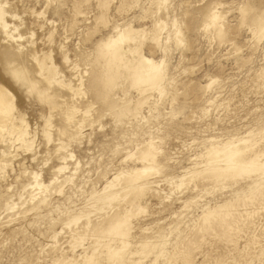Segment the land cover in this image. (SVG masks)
I'll use <instances>...</instances> for the list:
<instances>
[{"label": "rangeland", "instance_id": "obj_1", "mask_svg": "<svg viewBox=\"0 0 264 264\" xmlns=\"http://www.w3.org/2000/svg\"><path fill=\"white\" fill-rule=\"evenodd\" d=\"M7 1L9 2L7 9L15 11L14 21L21 26L22 33H27L30 37L33 29L37 39L39 36L44 37L46 42L43 46L44 51L53 52V57L55 56L54 59L67 80L74 77V72L67 63L62 61L64 53L69 55L70 61L80 63L82 67L79 71L83 68L84 73L87 66L82 54H90L92 58L101 40L114 32V25L123 27L127 23L134 24L133 26L137 29L152 28L153 18L160 15L157 11L158 7H154L157 4L152 3L153 0H124V3L123 0H111L112 5L107 9L108 13L106 11L104 14L109 20L105 27V24L96 20L102 11L97 1L102 0L82 2L81 8L85 10L83 15H75V1L79 0H73V2L72 0L68 2L67 0ZM63 2L65 3L62 4ZM248 2L251 3L248 4ZM215 3L218 4V10L225 16L222 19L223 29L226 32L223 38L217 36L214 27H206L205 20H203L205 19L203 11ZM252 3L255 7L258 4L256 7L258 9H260L259 4H261V9L264 8V0H168L161 12L167 21L162 48L155 46L149 38L143 45V51L148 57H154L156 60L165 59L166 75L163 81V95H160L157 90V92L153 91L151 100L144 104L142 111L140 110L134 118V115L125 110V104L137 99L138 91L135 88L130 89L129 83L123 81L124 78L119 80V89L116 88L113 92V98L116 96L114 98L117 102L116 107H113L114 104L111 105L112 108L104 105L105 110H103L104 107L100 105L103 103L101 92H95V97L91 99L95 102V109H98L93 110L88 123L92 121V118L96 119L98 116L100 118L94 120V126L87 125L80 139L61 137L62 141L67 143L68 151L74 154V158L67 161V168L62 172L63 174L58 173L60 176L54 172L61 163L58 154L55 153L58 141L48 143L42 135L45 116L50 114L49 107L38 102L36 96L27 95L18 85L14 86L18 93L15 102L27 117L31 128L36 129L38 134L35 150L33 152L19 150V155L12 165L0 174V264H54V261L63 254L71 261L75 256L86 251L96 250L95 254L99 252L101 249L97 247L96 239L91 236L82 239L77 237L75 241L72 240L70 234L72 227L65 225L66 218L70 212L85 207L90 201L91 193L95 189L104 188L107 179H112L122 169L141 166L142 163L133 154L137 152L139 146L142 147L150 139H153L157 146L158 160L156 159L153 164L159 174L154 173L147 181L158 182L154 185L150 184L152 186L148 188L140 203L135 204L132 209L128 227L129 242L113 243L114 248L122 250L121 254L105 259L103 264H122L123 262L132 264V261H135V264L136 262L137 264H151L156 260V264H174V262L183 264L181 259L177 262L175 258L176 255L183 254L187 255L188 260L190 259L193 264H217L218 261L222 262L219 264L264 263V188L261 189L262 191H256L259 196L255 192L252 193L255 199L249 190L257 180L264 182L263 171L259 170L249 177L230 178L219 184L204 180L206 186H203V179L198 180L197 174L199 169L204 167L203 154L212 142L245 137L251 142H256L258 146L264 147V74L261 72L264 69V39L255 42L257 38L246 23L242 24L244 14L242 12L241 15L240 12L242 7L246 4L247 6L252 5ZM41 12L44 13L45 20H49V25L46 24L43 29L44 33L37 25L45 21L41 16H36ZM9 20L11 21L12 18ZM97 24L98 26H95ZM175 27L182 30L185 43L178 45L176 41L174 42ZM45 30H55L53 31V42L46 40ZM169 37V44H166ZM238 55L239 57L236 58ZM0 70L1 80L6 79L5 81L11 82L1 66ZM259 74L260 77H258ZM86 84L88 86L89 81ZM123 90L128 93L125 101L121 100ZM123 111L126 114L122 113ZM101 114L104 115L101 116ZM56 135L54 132L55 140L58 138ZM194 169L197 173L187 174L188 170L194 171ZM29 171L38 172L39 179L43 180L48 187L43 194L37 195L39 197L34 201L25 203L32 191L28 187L25 189L32 181ZM174 176H176L174 178L176 183L169 184L167 179ZM56 177L57 180L53 183L52 180ZM181 177L184 178L185 184L177 189L176 184L180 182L177 179ZM198 181L200 183H197ZM42 197L46 199L44 202H40ZM11 198L18 202V206L8 212L5 204ZM197 199L198 201L195 202ZM227 200H235L234 202L239 206L233 204L234 216H240L243 210L245 212L253 210L255 216L252 215L241 222L242 228L236 235L234 231L226 232L221 224L215 225L209 232L201 229L199 231V220L203 210L207 206L214 207ZM128 202V198L120 197L105 210L116 214ZM187 202L195 203L189 206ZM243 203L246 205H242ZM90 214L88 230L93 231L99 224L106 223L101 217L103 213L92 212ZM86 220L83 217L79 224L72 225L73 228L81 226ZM195 223L197 227L194 226ZM245 223H247L246 226ZM55 231H59V234L55 239L53 238L55 241L52 242ZM253 234L257 238L251 240ZM154 239L159 243L148 254L149 256L147 255L148 258L141 253L135 256L131 254L132 251L141 250V241L152 240L154 242ZM102 240L100 239L99 243ZM73 244L75 251L71 249ZM56 264H59V261Z\"/></svg>", "mask_w": 264, "mask_h": 264}, {"label": "bare ground", "instance_id": "obj_2", "mask_svg": "<svg viewBox=\"0 0 264 264\" xmlns=\"http://www.w3.org/2000/svg\"><path fill=\"white\" fill-rule=\"evenodd\" d=\"M84 1H86V0H79L77 2L75 1V15H79V14L83 15L85 13V10H82L83 7L81 8V4H83L82 2H84ZM167 1L168 0H153L152 3L157 4V5H154V7L155 6L158 7L157 11L160 12V15L156 16V18H153L154 21H152V23H153L152 28H141V29L138 28L137 29L133 26L134 24H127V23L123 27H121L119 25H114L113 26L114 32L109 34L108 36L105 35L106 37L103 38L101 40V42L97 45L96 53L94 54V56L92 58H90V54L89 55H87L86 53H84L85 55L82 54L84 61H86L85 65L87 66V67L85 66L86 68L84 69V73H83V68L81 71H79V68L82 67L81 64L76 62V61L75 62L70 61L69 55L67 53H64V60H62V61L67 63L69 65L70 69L74 72V77L69 78L67 80L66 77L64 76L60 66L56 63V61L54 59L55 56L53 57V52L52 51H50V52L44 51L43 46L46 44L44 37L39 36L37 39L35 37V31L33 29H32V32H30L31 33L30 37L27 36V33H22L20 30L21 26L14 21V18L16 16L15 11L12 12L11 10L7 9L9 7L8 6L9 2L7 0H0V66L3 70V72L5 74H7L9 76V79L11 80V82L9 80L5 81L6 79L1 80V73H0V174H1V172L6 171V169L10 165H12L15 158L19 155L18 154L19 150H23L25 152H33L35 150V146H36V142H37L36 140H37L38 132L36 131V129L31 128L30 123L26 119L27 117L23 113L22 109L15 102V97L18 96V93L16 91V87H17L16 85H18L21 89H24V91L27 93V95L36 96V99H38V102L47 105L50 109V112H49L50 114L48 116H45V125L42 129V135L44 136V139L48 143H52V142L54 143V141H58L56 144L55 153L58 154L59 161H61V163L54 170L55 174H58V173L61 174L63 171H65V169L67 168V165H66L67 161L68 160L71 161L74 158V154L72 152L68 151V149H69V148H67L68 145H67V143L62 141L61 137L67 136V137H70L71 139H76V138L80 139V136L83 135V132L86 129L87 125H89V124L93 125L95 123L94 120H96L99 117L98 116L96 119L92 118V121L88 123V120H91L90 118L93 115V110L98 109V108L95 109V102H94V100L91 99V98L95 97V92L96 93L101 92V96L103 97V103L100 105H102L103 107H104V105H106V106L109 105L112 108L111 105L114 104L113 105V107H114L115 104L117 103L116 99H114V98H116V96L113 98V92H115L116 88L119 87V84H120L119 80L124 78L123 81H127L129 83L130 89L135 88L138 91V94H137L138 96L136 95L138 98L133 100L132 102H130L128 104L126 103L127 105L125 104V107H126L125 110H127V112H129L131 115H134V118L136 115H138L140 113V110L143 108L144 104H147L151 100L153 91L157 90L160 95H163V81H164V78L166 75L165 74V67H164V60L165 59L156 60L154 57H148L143 51L144 50L143 45L145 44L144 43L145 40L149 38L153 42V44H155V46H157L158 48H162L163 34H164L165 29L167 27V21L165 19L166 17L161 15V12L164 9V5H166ZM249 1H252V0H249ZM67 2H68V0H67ZM72 2H73V0H72ZM86 2H88V1H86ZM110 2H111V0H102L99 2L97 1V3H98L97 5L99 6V8L102 11H100L101 14L99 13V16L96 17V20L99 23L105 24L104 25L105 27H106V24H108L109 20L106 19L107 16L105 17L104 14L107 11V9L111 7L110 5H112V4H110ZM127 2H129V1H127ZM64 3L65 2H63L62 4H64ZM123 3H124V0H123ZM137 3H139V2L137 1ZM152 3H151V5H152ZM249 3H251V2H248V4ZM62 4H60V5L63 6ZM253 4L254 3H252V5H248V6L246 4V6L241 8L242 9V10H240L241 15L243 12L244 16H243V20H241V18H239V19L241 20L242 24L246 23L250 27V29L253 31V34L257 38L256 41L254 40L255 42L261 41V40L263 41V39H264V8L261 9V7H260L261 4H259L260 9H258V8H256L258 6V4L256 5V7ZM46 7H47V5H46ZM149 7H151V6H149ZM47 8H49V7H47ZM116 8H117V6H116ZM73 9H74V7H73ZM147 10H148V7H147ZM58 11H59V9H58ZM252 11H254L253 14H251ZM119 12H120V10H119ZM203 12H204V17H205V19H203V20H205L206 27H214L216 30L215 33L217 34V36H219L220 38L221 37L223 38L224 34L226 32H224V29H223V24H222L223 20L222 19H224L225 16H224L223 12L218 10V4L217 3L212 4L211 7L206 8V10ZM248 12H249V15H247ZM107 13H108V11H107ZM155 13H156V10H155ZM36 16H38V17L41 16V18L45 20L43 12L37 14ZM71 16H73V15H71ZM123 16H124V14H123ZM152 16H154V15H152ZM9 18H12L13 22H12V20L10 21ZM76 18H78V17H76ZM71 19H72V17H71ZM116 19H119V18H116ZM168 19H169V17H168ZM48 21L49 20H45L43 22L37 23V25L39 26L38 28L40 30H42L43 33H44L43 29L46 27V24L49 23ZM22 23H24V22H22ZM50 23H52V22H50ZM75 24H76V22H75ZM95 26H98V24ZM178 27H175V31H174L175 40H174V42L176 41V43L178 45H180V44L185 43L184 42L185 40H184V35H183L182 30ZM29 29H31V28H29ZM53 31H55V30H53ZM53 31L52 30H48V31L45 30L44 35H46V37H47L46 40H50L49 42H53V37H54ZM91 31H89V32H91ZM89 34H91V33H89ZM89 34H87V35H89ZM254 35H252V36H254ZM169 36H171V35H169ZM214 38H216V37H214ZM169 40H170V37L167 40V42H165V43L167 44L169 42ZM223 40H225V39H223ZM52 46H53V44H52ZM252 47L254 48V46H252ZM255 47H257V45H255ZM234 48H237V47H234ZM93 49H94V46H93ZM238 51H239V49H238ZM135 56H137V57H135ZM238 57H239V55L236 58H238ZM241 57H243V56H241ZM77 61H78V58H77ZM239 63H241V62H239ZM242 65H243V63H242ZM0 72H1V70H0ZM261 72H263V74H264V69H263V71L261 70ZM87 74H88V76H86ZM211 77H214V76L211 75ZM258 77H260V74ZM254 79H255V77H254ZM260 80H261V78H260ZM87 81H89L88 86L86 84ZM262 82H263V80H262ZM262 82L260 81V83H262ZM124 84H125V82H124ZM14 86H16V87H14ZM129 86H127V87H129ZM205 87H206V84H205ZM208 87H209V85H208ZM201 88H203L202 85H201ZM90 95H91V97H90ZM127 95H128V93L125 92V90H123V97L122 98L120 97L121 100L125 101ZM118 105H120V104H118ZM121 106H123V105H121ZM99 109H101V108H99ZM103 110H105V107L103 108ZM122 113H125V112L123 111ZM102 115H104V114H101V116ZM54 132H56V134H57L56 136H58V138L56 137L57 138L56 140L54 138ZM251 132H249V133H251ZM252 138H254V137H252ZM261 144H263V143H261ZM45 145H47V144H45ZM139 147H138L137 152L135 151L136 153H134L133 155H136L137 159L140 160V162L142 163L141 166H135L131 169H122L121 168L122 170L119 171L117 174H115L114 177L112 176L113 177L112 179H107V183H106V186L104 188L95 189L91 193V195L89 196L90 201L85 207H83V208L80 207V209H76L72 213L70 212L68 218H66L65 225L67 227H72V228H70L71 229L70 234H71L73 241H75L77 239V237L82 239V238H85L86 236H89V237L91 236L92 238L96 239L95 242L97 243V247L100 248L101 250L99 252H97L96 254H95V251H96L95 249H94L95 251H93V252H89V251L83 252L82 254L75 256L73 258V260H71V261H69L68 256H65L63 254L59 258H57L56 260L54 259L55 260L54 264H56L58 261H59V264H103L105 259L113 257L117 254L118 255L121 254L120 252L122 250L119 248L121 250V251H119L117 247L114 248L115 245H113V243L120 242V243L125 244V243L129 242L128 241V239H129V228L128 227H129V222L131 220L130 218L132 216L131 215V213L133 211L132 209H133L135 204L140 203L141 199L143 198V196L148 191V188L150 186H152L150 184L154 185L158 182V181H152V182L147 181L150 176L154 175V173L157 172V168L153 164L154 162H156L157 154H158L157 146L155 145L154 140L150 139L142 147H140V148ZM47 149H48V147H47ZM52 154L54 155V153H52ZM130 155H131V153H130ZM203 156L205 157L203 162H202L204 167L199 169L198 173L195 169H194V171H191V170L187 171V174L189 172H191L192 175L197 173L199 176L198 180L203 179V186L205 185L204 180H206L210 183H218L219 184V183H222L228 179L230 180V178L234 179V177H237V176L249 177L253 173H255L259 170H262L264 173V147L258 146V144H256V142H251V141H249V139H247L245 137H237V138L235 137V138H229L228 140L222 141V142H212L207 147L206 153L203 154ZM49 157H47V158H49ZM44 158H46V157H44ZM198 160H199V158H198ZM42 161H45V160H42ZM194 166H192V167H194ZM76 167L78 168V166H76ZM28 173H29V177L32 179V181H30L27 184L25 189L28 187V189L30 188L32 191L30 192V195L28 194L29 199H26L25 203L27 201H29V202L34 201L37 197L40 196L39 194H41V193L43 194V192L48 187V185H46L43 180L39 179L40 174L38 172L29 171ZM157 174H159V173L157 172ZM53 177H54V175H53ZM175 177L176 176L168 178L167 179L168 183L169 184L176 183V181L174 179ZM262 178H264V175L262 176ZM65 179L67 180V178H65ZM183 179H184L183 177H181L180 179H177L180 181V182L178 181L179 183L176 184L177 189H180L185 184ZM56 180H57V177L53 178V180H52L53 183H54V181L56 182ZM188 180H189V178H188ZM236 180H237V178H236ZM197 183H200V182L198 181ZM161 184H163V183H161ZM80 188H82V187H80ZM262 188H264V182L259 181V180H257L255 182V184L250 187L249 190H251V195H252L253 199H255V197L253 196L252 193H254V192L257 193L256 191L261 190ZM193 192H194V190H193ZM207 193H208V191H207ZM2 195H3V193H2ZM37 195H39V196H37ZM257 195H258V193H257ZM240 196H242V195H240ZM120 197H123L125 199L128 198L129 202H128V204H126V206L124 205L123 208L120 209L118 213L111 214L110 211L105 210L107 207L111 206L113 201L119 199ZM204 197H205V194H204ZM238 197L239 196H237V198ZM250 197H248V198H250ZM261 198H263V196ZM20 199H21V197H20ZM194 199H196V198H194ZM45 200L46 199H43V197H42V200L40 202H44ZM199 200H201V199H199ZM256 200H259V198H256ZM196 201H198V199L195 200V202ZM234 201L233 200H227L224 203H219L214 207L207 206L203 210V214L201 215V217L199 216L200 217V220H199L200 226H198L199 231L201 229V230L209 232L212 230V228L215 227V225L218 226V224H221L222 228L225 227L224 230L226 232L227 231H231V232L234 231V234L236 235V233L242 228L241 222H244L246 219H249L254 214H253V210L252 211L247 210L246 212L243 210L245 212L244 213L240 208H238L239 207L238 204H236ZM249 201H251V200L249 199ZM195 202H193V203H195ZM193 203H191V204H193ZM234 203L238 206L237 208L242 211V213H240L241 214L240 216H234V213L232 212V210H233L232 206L234 207V205H233ZM191 204H189V206ZM247 204H249V202ZM259 204H257V205H259ZM242 205L245 206L246 203L245 204L243 203ZM242 205H240V206H242ZM5 206H6V210H9L8 212H10V210H13L18 206V202H16L15 200H13L11 198V200L7 201ZM36 206H37V204H36ZM186 206H188V205H186ZM113 207H111V208H113ZM4 212H7V211H4ZM92 212L103 213L101 215V217L104 220V223L106 222L105 224H103V223L99 224L98 227L95 228V230H93V231L87 229L89 224H90V215H91L90 213H92ZM238 212H240V211L238 210ZM257 212H258V210H257ZM235 214H236V212H235ZM83 217H85L87 220L81 226L73 228V226H74L73 224H75V225L79 224V221ZM255 218L257 219V217H255ZM246 224L247 223H245V226H246ZM194 226L197 227V224ZM243 229H244V227H243ZM255 230H256V228H255ZM70 231H68V232H70ZM252 231H253V229H252ZM201 232L203 233V231H201ZM58 234H59V231L54 232V235L52 237V242L55 241L54 239ZM210 234H212V233H210ZM222 236H223V234H222ZM164 237L166 238V236H164ZM255 238H257V236H255L253 234V236L251 237V240H254ZM100 239H103L101 243H99ZM154 240H155L154 242H152V240L141 241L140 242L141 250L140 251L136 250L134 252L132 251L131 254H134V256H135L136 254L138 255L139 253H141L143 256L147 257V255L150 252H152V249L159 243L158 240L157 241H156V239H154ZM166 241H167V239H166ZM163 243H165V241ZM149 245H152V246H149ZM122 248H124V247H122ZM177 248H178V245H177ZM71 249L73 251H75L74 244L71 246ZM54 250H55V248H54ZM54 250H52V251H54ZM176 250H178V249H176ZM188 253H189V251H188ZM55 256H56V254H55ZM50 258H52V257H50ZM175 258L177 259V262L181 259L183 264H193L190 259L188 260L187 255H184V254L183 255H176ZM243 258H246V257H243ZM156 262H157V260H156ZM156 262L154 261V263H151V264H156ZM219 263H222V262L218 261L217 264H219ZM261 263H259V264H261ZM122 264H128V263L123 262ZM132 264H135V261H132ZM136 264H137V262H136ZM174 264H175V262H174Z\"/></svg>", "mask_w": 264, "mask_h": 264}]
</instances>
